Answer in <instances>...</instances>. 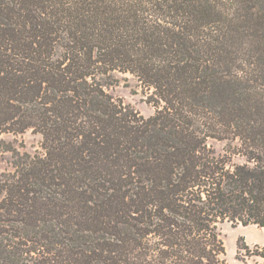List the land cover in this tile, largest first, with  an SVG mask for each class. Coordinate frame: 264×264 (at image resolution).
Wrapping results in <instances>:
<instances>
[{"label": "trees", "instance_id": "16d2710c", "mask_svg": "<svg viewBox=\"0 0 264 264\" xmlns=\"http://www.w3.org/2000/svg\"><path fill=\"white\" fill-rule=\"evenodd\" d=\"M29 131L0 264H228L222 225L264 228V0H0V135Z\"/></svg>", "mask_w": 264, "mask_h": 264}, {"label": "rangeland", "instance_id": "374dc122", "mask_svg": "<svg viewBox=\"0 0 264 264\" xmlns=\"http://www.w3.org/2000/svg\"><path fill=\"white\" fill-rule=\"evenodd\" d=\"M121 84L113 87L110 93L117 99H122L126 104L131 105L144 117L152 116L156 109L146 101L144 90L138 85L137 81L131 76H123ZM0 139L14 142L15 146L22 153L38 155L44 152L42 148V136L29 131L25 134L0 135ZM221 148V145H218ZM12 156L10 153L0 155V175L12 170ZM223 237L226 244V260L228 264H261L262 260L247 256L245 251L238 252V243L246 242L252 249L264 247V228L250 225L234 226L230 222L222 225Z\"/></svg>", "mask_w": 264, "mask_h": 264}]
</instances>
